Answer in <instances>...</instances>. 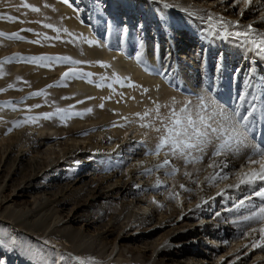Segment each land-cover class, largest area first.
Listing matches in <instances>:
<instances>
[{"label":"bare ground","instance_id":"bare-ground-1","mask_svg":"<svg viewBox=\"0 0 264 264\" xmlns=\"http://www.w3.org/2000/svg\"><path fill=\"white\" fill-rule=\"evenodd\" d=\"M33 1L51 14L60 28L66 30V36L77 39L67 40L69 44L64 46L56 45L49 52L69 54L76 60L87 62L88 67L97 75L103 76L106 73L105 75L110 76L114 73L125 83L122 88H117L116 92L110 94L105 87L94 85V80L90 77L68 79L63 89L55 91L54 96L66 97V102L84 101L81 107L87 110V114L83 113L86 117L70 122L68 128L61 125H39L35 132L29 127L27 131H22L23 137L31 138L32 147L31 151L20 150L14 160L11 175L20 172L19 164L27 157L28 152L40 158L27 157L28 166L33 173L26 186L14 197L15 200L25 202L32 199L33 202H30L32 205L23 217L10 222V226L20 224L34 228L37 224H43L44 230L40 228L35 233L30 230L29 235L41 237L48 234V237L56 240L54 243L58 247L67 250L68 244L69 252L85 260L91 258L97 261L98 258L91 251L96 249L95 253L103 256L105 261L117 257L115 263L126 258L129 260L128 264H219L220 259L224 261L222 264H234L235 259L249 251V255L242 257L239 264H264V249L257 247L254 251L251 247L253 238L259 240V225H256L255 233L250 228L242 230L240 227L236 232H231L224 225L225 222L237 219L243 210L237 215L236 210L229 213L223 209L229 208V204L247 197L253 191L247 185L239 186L237 192L234 190L236 181L242 176L260 171L258 157L255 158V165L247 162L251 148H242L239 153H221L210 159L217 147L212 142L206 146L202 160L192 164H186L185 159L180 156H166L164 151L159 155L147 154L155 151L162 134L156 131L157 128H162L156 110L157 104L160 105L159 116L166 117L172 110L179 112L189 101L195 104L198 96H211L224 110L230 109L220 100L234 99L235 107L243 105L241 112L244 113L245 105L238 97L256 95L257 87L264 94V75H261L264 69L259 68L260 64L264 68V59L249 47L241 45L234 37L225 39L220 34H208L207 25L208 15L212 14L214 19L223 17L233 25L239 24V28L230 26L229 31L245 30L249 24L257 31H264V3H258L257 0H251L250 4L248 0H172V9L166 12L167 17L164 18L160 13L156 16L150 9L151 12L148 13L152 17L146 14L139 16L141 32L148 45L142 51L141 62H137L133 55V49L137 48L133 44L103 45L100 37L96 43L91 40L88 28L80 22L77 11L73 8L67 9L68 7L53 0ZM133 1L130 14L132 18L136 14L137 18V2ZM258 11L263 12V17L257 16ZM83 37H86V41ZM155 38L160 41L162 49H154L152 46L156 42ZM89 40L93 41L91 45L87 42ZM6 45L9 44L0 41V61L5 59V49L9 48ZM12 46L15 47V44ZM164 47L166 48L163 50ZM9 50L12 52V49ZM214 60L216 65L211 69ZM101 64L105 67L99 66ZM143 64L147 66L145 70L141 69L145 68ZM19 66L3 67L0 71V89L5 88L10 92L9 86L14 85L19 89L18 95L30 89L36 90L51 82L54 78L52 75L63 69L53 66L45 71ZM221 75H224L225 87L232 75L237 89L228 97H217L220 99L218 101L211 81L207 78L210 76L211 79H221ZM65 79L63 75L62 80ZM22 81L25 85L20 84ZM257 83L260 84L256 86ZM129 84L135 87L130 90ZM103 97L106 103L102 101ZM261 101L264 103V97ZM102 103L103 108L100 107ZM33 105L35 104L29 106L34 109ZM146 112L149 113L147 117L144 116ZM193 118H196L195 115ZM114 119H117L118 128L103 131L102 128L109 126ZM253 124L252 119L251 125ZM89 126L97 127L96 134L89 139L69 137L65 142L55 144L48 140L52 135L60 139L64 132L69 136L76 135ZM255 130L259 128L255 126ZM248 135L252 144L264 147L261 136L253 135V132ZM4 136H0L1 141L5 140ZM86 140L90 142L89 147L81 148ZM100 150V157L116 160V168L111 174L104 176L93 172L90 181L99 179L101 186L92 187L86 200H80L81 203L68 210L65 216H58L57 213L64 211L72 199L69 195L50 191L60 181V165L67 159L83 164L86 152ZM193 156L199 157L200 153H193ZM165 159L171 163L160 167ZM225 162L227 169L222 167ZM209 164L213 166L209 167ZM49 166L51 169L45 172V168ZM250 168L251 172L245 171ZM173 172L175 175H172ZM225 172L228 179H220L218 174ZM88 174L85 172L73 178L71 186L87 191L82 187L86 185V177H91ZM9 178L10 175L4 177L2 183ZM45 179L47 183L43 181ZM261 183L264 182H257V190ZM181 185L184 186L183 189ZM223 189L224 193L216 196ZM15 193L16 190H13V195ZM206 200L208 201L205 203ZM203 202L205 204L197 207ZM254 202L259 204L258 198H254ZM215 208L223 210V213L215 215ZM198 220L208 226L198 228ZM75 225H80V228L75 229ZM138 231L146 234L142 236L137 234ZM115 232L117 235L112 242L107 241ZM259 258H262L261 261ZM249 259L252 260L249 262Z\"/></svg>","mask_w":264,"mask_h":264},{"label":"rangeland","instance_id":"rangeland-1","mask_svg":"<svg viewBox=\"0 0 264 264\" xmlns=\"http://www.w3.org/2000/svg\"><path fill=\"white\" fill-rule=\"evenodd\" d=\"M53 1H56L58 4L62 5L63 7L66 6L65 8L68 7L67 9L73 8L75 11H77L78 14L77 16L79 17L80 22L84 24L85 27L88 28L87 32L89 35H91L92 37L91 40H93L95 43L97 42V40L101 38L100 40L101 42H103V45L118 44L120 46L123 45L129 46L133 44L134 48H137L136 50L140 51L141 53H143L146 50L148 44L141 32L142 26L138 22L140 20L139 16L146 14L152 17V15H150L151 13L150 14L148 13L151 12L150 9H152L153 14H155L156 16H159L161 14L164 18L167 17L166 12L170 11L172 9L171 6H173L172 4L170 5L172 0H154V1L141 0L142 2H138L139 0L137 1L135 0V2H137L135 7L138 10L139 15H137L136 18V14H135L134 18H132L130 14L131 12L130 9L132 8V6H134L132 5L134 4L132 3L134 2L133 0H69L68 3H65V0H53ZM257 1L258 3L260 2L264 3V0H257ZM148 3L149 5L146 6V4ZM25 5H29L30 7H25ZM31 7L39 8L40 11L32 12ZM258 15L263 17V12L258 11L257 16ZM8 17H13L15 19L9 20L7 19ZM132 20H134V22ZM43 24H52L55 28L61 29L59 23L53 19L51 14L45 12L44 9L39 7V5L33 0H0V34H2L0 35V41L4 42L5 44H9L6 45L7 47H9L5 49L6 54L4 53L3 55L5 59L0 61V71L6 68L7 66L13 67L19 65L20 68H25V67L38 68L45 71L48 68H53V66L63 68L62 71H60L59 73L56 72L52 75L54 76V78L51 82L45 84L39 89L36 90L30 89L25 93L20 92V95H18L19 94L18 87H15L14 85L9 86V89H11L10 92H7L5 88L0 89V132L4 130L3 133H0V136L5 135L4 138L6 140V141L0 140V264H78V262L73 259L76 256H74L73 253L68 251L69 249L67 247L68 244H66L67 245L66 246L67 250H66L58 247L55 244L56 240L51 239V237H48V234H45L41 237H36V236L33 237L32 235L31 236L29 235L30 230L31 231L33 230L34 233L38 231L37 229L40 228H42L41 230H44L45 227H43V224L42 225L37 224L36 227L34 228L33 227L30 228L26 225H20V224H16V226L15 225L10 226L9 224L10 222L18 221L17 219L19 217L21 218L23 217V214H25V212H27L30 206L32 205V203L30 204V202H33L32 199L31 200L29 199L24 202L20 200H15L16 197H14L23 189L24 186H26L30 174L33 173L32 168L28 166L27 157H35V159H38L40 157L38 156L37 158L35 154L28 152L27 157L23 159V162H21V164H19L21 166V170L20 172H17V174L11 175V172H13L12 166L14 164V160L16 159V156L19 155L20 150L21 152L22 150L23 152L31 151L30 150L32 147V144H30L32 141L31 138L23 137L22 134V131H27L28 127L33 128L32 132H35V129L38 128L39 125H47L46 127H57L58 125H61L67 127L70 122L83 120V118L86 117V115H84L83 113H85L87 110H84L81 107L84 101L81 103H77V102L72 103L68 101L66 102L65 101L66 97L56 98L54 96V93H56L55 91L62 90L63 87L65 86V82L68 80L66 78L63 81V83H61L62 76L66 71H69L71 68L74 67L78 71L92 73L90 78L94 80L93 84L96 85L97 87L98 85L99 87L102 88L105 87L110 94H113V92L117 91V88L120 89L124 85V84L121 85L116 82L117 75L114 73H112V75L110 76L105 75L106 73L103 76L97 75L96 72L92 71L88 67L87 62L84 63L81 62V65H71L66 62L60 64H56V63L35 64L30 62V60L27 58L41 57V56H48V57L67 56L71 59L76 60L75 58L71 57V55L66 54L64 52L59 54H55V53L52 54L51 52H49L50 49H53L56 45L63 44L64 46V44H69L66 42L67 40H75L76 38H72L71 36H66L64 29H61L60 39H55L57 33L52 29L43 27L42 26ZM155 27H158V25ZM124 29H127L126 37H124L123 35ZM35 33H39L40 35L37 36ZM14 34H19L20 36L24 37V39L23 40L9 39V37L13 36ZM62 36H66V37L63 39ZM37 39L40 40L39 44L33 42L36 41ZM83 39L86 41V37H83ZM75 41H77V39ZM85 41L84 43L87 44ZM154 41H156L155 44L152 45L154 49L155 47H157V49L158 48L162 49V45L160 46V41H158L157 38H155ZM13 44H15V47L12 46ZM166 47H164L163 50ZM9 49H12V52H10ZM136 50L133 49L134 56L137 52ZM20 57L21 58L24 57V59H21ZM215 61L216 60H214V64L212 65L213 67L211 66V69L212 68L214 69L216 65ZM143 65L145 66L146 64ZM146 67L147 66H145V68L141 67V69L145 70ZM260 67L261 69H264L261 64L259 68ZM231 72L233 75V69L231 70ZM262 74L264 75V72L261 73V75ZM246 77H248V75H246ZM24 83H25L24 81L20 82V84H24ZM109 85H111V87H109ZM129 89L131 90V86H129ZM33 93H43V95L33 96ZM251 99H253V97H251ZM217 100L219 101L220 99L217 98ZM229 100L231 103L234 102V99L232 101V99L229 98ZM102 101H105L104 97ZM220 102L225 103L226 104L225 106L231 109L230 105L227 104L226 99H221ZM32 103L35 104L33 105L34 107L36 105H41V106L32 109L31 106H29ZM104 103H106V101ZM58 109H63L69 112L82 113L83 115L71 116L70 118L61 119L60 117L61 115H64V113L57 114ZM45 113H51L53 115L50 119H39L36 122H27L24 123L22 126L19 127L16 126L17 122L24 120L25 117H39V116H43V114ZM117 124H118L117 119H114V121L112 120L110 122L109 126L102 128V130L108 131L114 128H118ZM96 131H97V127L95 128L89 126L83 131L81 130L78 131V134L76 135L72 134L71 136H69L66 134L67 132H64L63 136L60 139H56L55 136L53 137V135L52 136L49 135L51 138L48 140L51 144H55L58 142L63 143L69 137L75 139H85V138L89 139L91 137H94ZM89 143L90 142L86 140L85 143H82L81 148H84L85 146L88 148ZM101 153L102 150L86 152L85 162H83V164L80 165L78 164V162L75 163V161L70 162L69 161L70 159H67L66 161H64V163L60 165L61 169L58 171L59 176H61L59 177L60 181H58L57 185H55L56 188L50 191L51 193L59 192L62 193V195L63 194H65L66 196L69 195L68 197L72 199L70 201V205L64 211L57 213L58 216L60 217L65 216L68 210L72 209L74 206L81 203L80 200L82 201L86 200L89 195V190H91L92 187L95 188L96 185L97 187L101 186L99 179L90 181V179L93 178L92 175L94 173L96 174L100 173L99 176H104L108 173L111 174L113 169L116 168L115 165L116 160L107 157H100ZM50 169H51L50 166L49 168H45V172L49 171ZM245 171L251 172L252 168L247 169ZM85 172H87V174L89 172L88 175H91V177L90 176L86 177L85 179L86 185L82 187L84 188V190L86 189L87 191H83L82 189H78V187L71 186L72 179L80 176ZM242 172L243 171H241V173ZM9 175L10 178L8 179V181L6 180V182L3 184L2 182L4 180V177L6 176L8 177ZM94 178L96 179V177ZM43 181L46 182L47 179ZM39 182H41V180H39ZM236 183H237L236 185H238L239 180L236 181ZM18 185L21 186L15 189ZM236 185L234 186L235 192L238 191V187H236ZM46 189L47 188L45 187V191ZM13 190H16V193L14 195H13ZM224 190L225 189L219 191V193H217L216 196H221L222 193H224ZM239 200L234 204H229L230 205L229 208L223 210H226L229 213L235 211V205L239 203ZM207 201L208 200L204 202L206 203ZM204 202L200 206L205 204ZM246 203L249 202L246 201ZM223 210L218 211V209L215 208L213 213L217 216L218 215L220 216L221 213H223ZM226 211L225 213H227ZM236 213L237 215L240 214L239 212ZM232 221L233 220H231L230 222H225L224 224L225 228L226 229L228 228L229 231L231 232H236L239 227L235 226V224H233ZM196 224L200 229L206 228L208 226L200 223L199 220L196 221ZM74 227L75 229H78L80 228V225H75ZM75 232H77V230H75ZM185 232H187V230ZM137 234L144 236L146 233L142 231H138ZM116 235L117 232H115L109 239H107V241L111 240L112 242L113 238ZM27 249H31L32 251L29 252ZM73 250H75V248ZM95 250L96 249L91 250L93 255L98 258L97 261H94L95 264H102V263L128 264L129 263V260L126 258L120 260L119 263H115L117 257L116 258L112 257L108 261L107 260L105 261L103 256H100L99 254L97 255L95 253ZM255 250L256 249L254 248V251ZM33 253H38V254L34 255ZM249 253H250L249 251L246 254L243 253V256L233 261L234 264L235 263L239 264L241 262V258L246 255L248 256ZM61 257H63V259H61ZM261 259L262 258H259V261H261ZM220 260H219L220 262L219 264H222L224 261H220ZM251 260L252 259H249V262Z\"/></svg>","mask_w":264,"mask_h":264},{"label":"snow or ice","instance_id":"snow-or-ice-1","mask_svg":"<svg viewBox=\"0 0 264 264\" xmlns=\"http://www.w3.org/2000/svg\"><path fill=\"white\" fill-rule=\"evenodd\" d=\"M69 0H65V3H68ZM248 3H251V0H248ZM25 7H30L25 5ZM32 12H39L40 9L36 7H31ZM7 19L13 20L15 18L8 17ZM208 25V34L216 35L220 34L223 38L228 39L229 37H234L241 45L249 47L258 57L264 59V31H257L253 28L252 24L247 26V30H236L229 31V27L239 28V24L233 25L231 22L224 20L223 17H220L218 20L214 19L212 14L208 15L207 18ZM45 28L52 29L57 33L55 39H60L61 29L55 28L52 24H43ZM31 31V30H29ZM66 31V30H64ZM39 36V33H35ZM2 35V34H0ZM69 35H71L69 33ZM124 37L127 36V29L123 30ZM47 38V37H45ZM9 39L23 40L24 37L19 34H14L10 36ZM34 43L39 44L40 40L37 39L33 41ZM89 45L93 41H87ZM15 59V58H14ZM24 59V58H21ZM30 62L35 64L41 63H69L71 65H79L81 61L71 59L67 56L59 57H31L27 58ZM135 59L137 62H141L142 53L137 51L135 54ZM105 67V65H99ZM92 73H86L78 71L76 68H71L69 71L64 73V78L74 79V78H83L91 77ZM89 82H91L89 80ZM116 82L123 85L125 82L120 78H116ZM63 83V80L61 81ZM131 87L135 85L129 84ZM99 87V85H98ZM111 87V85H109ZM43 95V93H33V96ZM239 100L247 102L244 96L238 97ZM41 105H36L35 107H40ZM243 105H241L242 107ZM103 108V104L100 106ZM241 107L231 108L230 110H224L221 108L217 101L211 96H198L196 98L195 104L192 101H189L182 107L179 112L172 110L168 116L161 117L159 116L160 105H156V110L158 118L161 120L162 128H157L156 131L162 132L159 143L157 144L155 151L147 152L148 155H159L162 151L166 156H180L185 159L186 164L196 163L199 160H202L204 150L209 143L215 142L217 144L216 150L213 152L210 159H214L221 155V153H239L242 148H251V153L247 156V162L255 165L257 163L256 157L259 158L260 171L251 172L242 176L239 180L240 185H247L253 188V191L247 197L240 199L239 203L235 205V210L240 212L243 209V213L232 221L233 224H236L242 230L250 228L251 232H257L256 225H259V240L253 238L251 247L252 248H262L264 249V183H261L256 189L257 181L264 182V147L259 145L252 144L249 141V132L251 129V120L257 112V106L253 104L248 108L244 113L241 112ZM30 111V109H29ZM88 112H91V109H88ZM64 113L61 115V119L70 118L71 116H82V113L69 112L63 109H58L57 114ZM53 114L45 113L43 116L39 117H25L24 120L17 122L16 126H22L27 122H36L39 119H50ZM149 115L148 112L144 114L145 117ZM195 115V119L193 118ZM260 115L264 118V108L260 109ZM144 117H141L143 119ZM11 131V130H10ZM193 153H200L199 157L193 156ZM170 160L165 159L163 164L160 167H165L170 164ZM212 164H209V167H212ZM221 165H217L220 167ZM222 167L227 169V163H223ZM175 175V172L172 173ZM219 175L220 179H228V174ZM183 189L184 186L181 185ZM254 198H258L259 204L254 202ZM248 201L249 203H246ZM200 207V205H197ZM246 235L247 233L244 232ZM47 243V242H45ZM31 252V249H27ZM37 255L38 253H33ZM63 259V257H61ZM75 261L78 264H95V262L89 258L87 260L74 257Z\"/></svg>","mask_w":264,"mask_h":264}]
</instances>
